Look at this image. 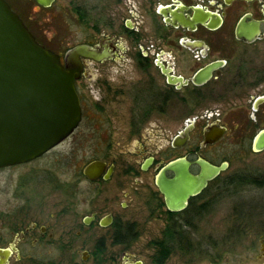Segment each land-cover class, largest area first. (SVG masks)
I'll use <instances>...</instances> for the list:
<instances>
[{
    "label": "flooded vegetation",
    "instance_id": "1",
    "mask_svg": "<svg viewBox=\"0 0 264 264\" xmlns=\"http://www.w3.org/2000/svg\"><path fill=\"white\" fill-rule=\"evenodd\" d=\"M29 1L50 9L57 0L49 8ZM109 1L107 11L95 6L98 19L90 4L79 15L84 42L64 55L43 44L63 65L68 52L86 48L72 65L79 71L81 124L93 125L95 153L82 164L69 161L77 169L67 208L47 217L40 205L27 204L11 218L20 222L5 247L17 249L7 264H169L177 255L203 253L215 259L218 239L207 240L205 250L191 235L212 212L225 171L176 212L168 209L158 176L177 161L190 162L194 175L197 161L221 166L230 161V148L261 153L254 141L264 130V0ZM94 162L104 163L103 170L86 175ZM48 175L54 185L57 176ZM60 216L71 220L59 222ZM154 221H164L158 237H151Z\"/></svg>",
    "mask_w": 264,
    "mask_h": 264
},
{
    "label": "rangeland",
    "instance_id": "2",
    "mask_svg": "<svg viewBox=\"0 0 264 264\" xmlns=\"http://www.w3.org/2000/svg\"><path fill=\"white\" fill-rule=\"evenodd\" d=\"M14 10L25 21L31 32L44 45L64 55L68 49L85 40V24L80 20L79 11L84 13L87 4L105 10L112 8L109 0H57L53 8H38L29 0H11ZM97 9L94 19L101 16ZM92 123L84 119L81 127L61 146L45 155L40 162L22 166L13 170L0 171V247H7L16 232L17 223L11 222L12 217L19 216L20 208L24 205L43 207L44 215L59 213L67 208L69 179L77 168L70 169L69 161L81 164L94 155L91 134ZM227 145H221L220 148ZM230 159L229 168L222 174L224 181L229 175L243 171L264 172V152L254 153L251 150L241 151L236 148L227 150ZM221 162V161H217ZM36 168V170H34ZM57 176L56 183L49 184L50 174ZM49 176V177H48ZM220 180V181H221ZM219 181V182H220ZM220 184V183H218ZM234 192V191H233ZM212 194V193H211ZM214 195V194H213ZM212 196V195H211ZM83 211H81L82 213ZM70 221L69 216L57 219ZM22 222V221H21ZM200 229L192 233L194 243L199 241L208 245V241L217 240L216 252L212 256H175L169 264H260L264 259L262 244L264 240V189L248 187L215 204L212 212L199 224ZM164 221L151 223V237L160 236ZM206 241V242H205ZM78 244H82L79 241ZM214 247H209L213 249ZM206 250V248H205ZM79 263H83L78 259ZM69 264L62 261V264ZM11 264H35L31 262ZM89 264V263H88Z\"/></svg>",
    "mask_w": 264,
    "mask_h": 264
},
{
    "label": "water",
    "instance_id": "3",
    "mask_svg": "<svg viewBox=\"0 0 264 264\" xmlns=\"http://www.w3.org/2000/svg\"><path fill=\"white\" fill-rule=\"evenodd\" d=\"M49 8L55 0H34ZM204 22V21H203ZM239 38L246 39L242 32ZM86 48L78 46L60 56L41 44L21 16L0 0V170L36 161L64 143L82 122V107L76 89L79 63ZM254 151H264V130L254 141ZM200 173L190 172L188 161L173 162L158 176L157 185L170 211L187 207L191 197L228 168L197 161ZM104 163L94 162L85 174H97ZM166 171L174 173L172 179ZM13 252L0 248V264H7ZM264 264V262L260 263Z\"/></svg>",
    "mask_w": 264,
    "mask_h": 264
},
{
    "label": "trees",
    "instance_id": "4",
    "mask_svg": "<svg viewBox=\"0 0 264 264\" xmlns=\"http://www.w3.org/2000/svg\"><path fill=\"white\" fill-rule=\"evenodd\" d=\"M79 14H81V18H83L82 12ZM221 185L222 186H219V197L216 201L214 200L213 205L241 190L244 191L248 187L264 189V172L254 173L251 171H243L240 173H234L229 175Z\"/></svg>",
    "mask_w": 264,
    "mask_h": 264
}]
</instances>
